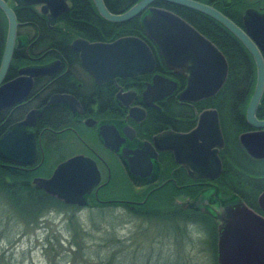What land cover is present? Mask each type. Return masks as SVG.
<instances>
[{"label": "flooded vegetation", "instance_id": "flooded-vegetation-1", "mask_svg": "<svg viewBox=\"0 0 264 264\" xmlns=\"http://www.w3.org/2000/svg\"><path fill=\"white\" fill-rule=\"evenodd\" d=\"M2 1L14 14L16 29L12 54L0 77V87L20 77H29L31 85L23 98L0 110V138L12 125L27 118L29 123L24 130L32 133L35 138L36 155L31 164L7 160L0 155V165H7L15 170H33L35 175L30 180L33 184L34 177H49L58 163L73 155L82 154L94 161L100 176L97 185L86 196L87 203L83 206L94 203L102 206L120 204L127 205L131 212L143 207L142 212L149 215L154 212L180 214L202 227L209 237L208 243L215 255V262L219 224L217 214L221 208L242 201L264 216L257 201L264 189L257 195L256 205H250L238 192V150L243 151L252 161H264V158L250 155L240 140L244 133L264 130V127L252 126L247 120L246 109L251 96L245 103L241 116L239 99L234 98L230 102L216 95L225 81L209 97L198 100L180 99L179 94L186 86L185 77L166 64L156 44L144 33L142 36H129L138 37L146 43L153 57L152 68L137 75L117 74L99 83L83 66L80 52L72 47V43L78 39L90 43H111L128 35L91 40L75 31H66L69 50H62L58 37L65 28L59 17L69 11L71 0L67 2L68 9L58 15H52L49 9L43 11L44 4L41 3L22 5L17 0ZM155 1L165 0H153L132 18H142L148 7L166 9L154 5ZM221 4H224L222 0ZM93 6L97 14L107 20L99 14L94 3ZM248 8L264 14V0H247V6L240 16L241 24L232 21L243 30L242 17ZM18 11H31L38 18L22 19L18 17ZM125 11L109 12L121 14ZM130 19L107 21L125 23ZM8 30L9 19L0 7V69ZM246 50L249 52L247 48ZM260 52L264 60V52ZM249 54L251 55L250 52ZM37 70L40 72H36ZM154 77L157 88L145 97L144 92L148 85L154 83ZM261 100H264V89L255 110L257 120L264 119L257 113L264 105ZM21 109H24L23 113L20 112ZM205 110L216 111L223 138L222 147L215 145L210 148L217 149L216 155L220 162L219 170L214 171L204 167L207 148L203 141H206L204 137L213 128L211 117L201 119V113ZM198 124L202 128L201 137L184 140L182 136L193 131ZM209 139L216 141V137ZM230 149H233L232 161L225 162L224 150ZM47 155H52V162L46 159ZM53 161L56 163L52 166ZM45 163H48L50 171L42 173L40 169ZM250 178L255 179V176L251 175ZM145 204L147 205L143 206ZM65 205L82 207L77 204Z\"/></svg>", "mask_w": 264, "mask_h": 264}, {"label": "water", "instance_id": "water-1", "mask_svg": "<svg viewBox=\"0 0 264 264\" xmlns=\"http://www.w3.org/2000/svg\"><path fill=\"white\" fill-rule=\"evenodd\" d=\"M22 5L44 4L43 11L50 10L58 15L68 9L69 0H17ZM99 14L110 21H125L141 12L153 0H139L121 14H111L102 0H92ZM199 11L226 27L251 53L256 66V81L246 109L248 122L255 127H264V119L257 120L255 110L264 89V14L252 8L243 15L244 30L234 24L213 6L195 0H165ZM0 7L9 19L0 77L4 73L14 46L16 23L14 14L0 0ZM141 23L146 37L156 44L166 64L186 79V86L180 92V99L198 100L209 97L222 86L227 75V61L219 49L187 21L164 8L148 7ZM72 47L80 52L83 66L101 83L114 75H137L153 66L151 51L145 42L135 36H123L111 43L78 39ZM24 72V70H23ZM29 72V71H26ZM36 72H40L37 70ZM148 85L145 97L157 88V80ZM30 78L20 77L0 87V110L23 98L30 88ZM174 87V85H172ZM161 96V95H160ZM211 117L213 128L204 137L207 161L204 167L209 171L219 170L220 162L215 145L223 146V138L215 110H205L201 119ZM27 118L10 127L0 138V155L7 160L31 164L36 155V142L32 133L24 129ZM201 125L182 137L196 140L201 137ZM216 137V141L208 138ZM241 143L255 158H264V130L244 133ZM180 160V159H178ZM213 160V162H211ZM100 176L93 160L82 155H73L58 163L49 177H34L33 184L46 194L65 204L83 206L86 196L99 182ZM264 213V190L257 198ZM216 264H264V216L256 213L244 202H235L220 209L217 214Z\"/></svg>", "mask_w": 264, "mask_h": 264}, {"label": "rangeland", "instance_id": "rangeland-1", "mask_svg": "<svg viewBox=\"0 0 264 264\" xmlns=\"http://www.w3.org/2000/svg\"><path fill=\"white\" fill-rule=\"evenodd\" d=\"M13 188L0 186V264H215L209 237L180 214L24 202Z\"/></svg>", "mask_w": 264, "mask_h": 264}, {"label": "trees", "instance_id": "trees-1", "mask_svg": "<svg viewBox=\"0 0 264 264\" xmlns=\"http://www.w3.org/2000/svg\"><path fill=\"white\" fill-rule=\"evenodd\" d=\"M136 1L137 0H103L107 9L112 13L125 11ZM200 1L210 4L238 25L241 24V13L247 6V0H222L224 2L223 5L221 4V0ZM153 4L165 7L179 15L206 38L212 41L223 53L228 63V73L225 83L216 95L230 102H232L234 98L239 99V114L240 116L243 115L245 103L251 96L256 80L255 62L243 44L220 23L203 13L165 1H155ZM17 15L22 19L38 18L37 14L31 11H18ZM59 19L63 22L65 28L64 31L59 33L60 35L58 37L62 50H69L67 46L69 37L65 33L66 31H75L79 35L91 40L111 39L125 34L142 36L144 33L141 17L136 16L125 23L109 22L102 19L97 14L91 0H71L69 11L62 14ZM45 43L48 45L47 42ZM261 101V103H264V100ZM258 110L257 113L261 114L258 116L264 117V105ZM23 111L24 109L20 110L21 113H23ZM227 147L228 146H226L225 149H227ZM232 150L233 149L229 151L224 150L223 156L225 162L232 161ZM238 152L240 167L238 192L250 205H256V197L264 189V161H252L242 153L243 151L238 150ZM47 164L48 163L44 164L40 172L46 173L50 171ZM33 175H35L33 170H15L10 166L0 165V186H5L7 190L8 188L14 187L12 191L19 197L29 196L26 199L22 198L24 202H41L44 200L46 203H62L55 197L46 194L43 190L33 185L30 182ZM251 175H254L255 179H251ZM29 198L31 199L29 200ZM94 205H96V203H94ZM146 205L147 204L143 206ZM157 217L171 218L173 216L171 214L159 212L157 213ZM114 260L116 261V259Z\"/></svg>", "mask_w": 264, "mask_h": 264}]
</instances>
